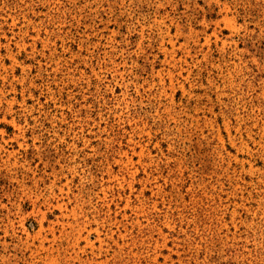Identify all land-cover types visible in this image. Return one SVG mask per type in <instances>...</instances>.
Instances as JSON below:
<instances>
[{"label":"rangeland","instance_id":"1","mask_svg":"<svg viewBox=\"0 0 264 264\" xmlns=\"http://www.w3.org/2000/svg\"><path fill=\"white\" fill-rule=\"evenodd\" d=\"M0 264H264V0H0Z\"/></svg>","mask_w":264,"mask_h":264}]
</instances>
